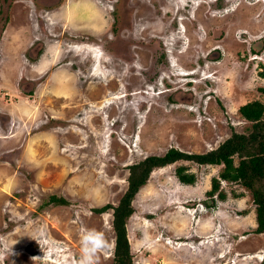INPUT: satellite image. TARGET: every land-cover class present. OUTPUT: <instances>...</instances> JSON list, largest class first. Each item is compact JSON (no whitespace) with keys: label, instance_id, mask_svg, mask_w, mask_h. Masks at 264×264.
I'll return each mask as SVG.
<instances>
[{"label":"rangeland","instance_id":"374dc122","mask_svg":"<svg viewBox=\"0 0 264 264\" xmlns=\"http://www.w3.org/2000/svg\"><path fill=\"white\" fill-rule=\"evenodd\" d=\"M262 71L264 0H0V264H81L90 231L113 264V210H94L149 156L250 133L239 108L264 103ZM222 168L152 172L127 222L134 264H264L252 194ZM51 196L68 205L42 208Z\"/></svg>","mask_w":264,"mask_h":264},{"label":"trees","instance_id":"16d2710c","mask_svg":"<svg viewBox=\"0 0 264 264\" xmlns=\"http://www.w3.org/2000/svg\"><path fill=\"white\" fill-rule=\"evenodd\" d=\"M264 78V71L259 75ZM242 117L252 123L250 133H236L226 139L218 148L204 154H187L172 148L163 156H149L129 167L128 189L118 206L106 205L95 209L98 214L113 210L112 229L115 234L113 264H134L128 236L127 222L134 214L132 205L136 195L143 188L152 172L166 168L180 161H188L200 166H223L219 178L230 184H237L251 192L256 206V234L264 233V104L260 101L249 102L239 109ZM238 159V162L235 159ZM178 180L183 184H193L196 177L188 172V167L176 169ZM210 198L218 192L220 181L212 179ZM220 198H225L219 192ZM50 205H68L62 197L51 196L42 208ZM41 210V209H40Z\"/></svg>","mask_w":264,"mask_h":264},{"label":"clouds","instance_id":"9594fccd","mask_svg":"<svg viewBox=\"0 0 264 264\" xmlns=\"http://www.w3.org/2000/svg\"><path fill=\"white\" fill-rule=\"evenodd\" d=\"M257 101H260V100L257 99ZM250 102H253V101H250ZM211 166H217V165H211ZM221 167H223V166H221ZM221 182L226 183L223 180ZM98 236H99V234L95 233L94 231H90L87 235L84 236V238L82 240V248H81V253H82L81 264H96L97 253L100 251V249L94 248V246H92L89 243V240H90V238L98 237Z\"/></svg>","mask_w":264,"mask_h":264},{"label":"flooded vegetation","instance_id":"af4514ba","mask_svg":"<svg viewBox=\"0 0 264 264\" xmlns=\"http://www.w3.org/2000/svg\"><path fill=\"white\" fill-rule=\"evenodd\" d=\"M33 1H35L36 3H37V2H40V3H42V4L45 3L44 0H33ZM0 120H1V119H0ZM0 128H2V127H1V123H0Z\"/></svg>","mask_w":264,"mask_h":264},{"label":"crops","instance_id":"0c3cea01","mask_svg":"<svg viewBox=\"0 0 264 264\" xmlns=\"http://www.w3.org/2000/svg\"><path fill=\"white\" fill-rule=\"evenodd\" d=\"M260 101H261V100H260ZM244 104H246V103L241 104V106H243ZM241 106H240V107H241ZM13 134H14V133H13ZM261 262H263V261H261ZM248 264H250V263H248Z\"/></svg>","mask_w":264,"mask_h":264},{"label":"water","instance_id":"95a60500","mask_svg":"<svg viewBox=\"0 0 264 264\" xmlns=\"http://www.w3.org/2000/svg\"><path fill=\"white\" fill-rule=\"evenodd\" d=\"M47 1H49V2H50L51 0H45V2H47Z\"/></svg>","mask_w":264,"mask_h":264}]
</instances>
